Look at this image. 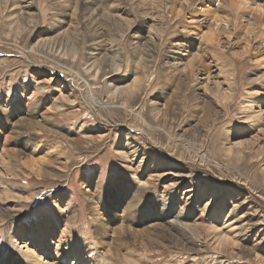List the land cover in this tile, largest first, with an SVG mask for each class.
<instances>
[{
    "label": "rangeland",
    "instance_id": "1",
    "mask_svg": "<svg viewBox=\"0 0 264 264\" xmlns=\"http://www.w3.org/2000/svg\"><path fill=\"white\" fill-rule=\"evenodd\" d=\"M171 1L0 0L1 259L264 264V48Z\"/></svg>",
    "mask_w": 264,
    "mask_h": 264
},
{
    "label": "bare ground",
    "instance_id": "2",
    "mask_svg": "<svg viewBox=\"0 0 264 264\" xmlns=\"http://www.w3.org/2000/svg\"><path fill=\"white\" fill-rule=\"evenodd\" d=\"M83 1H84V5L87 8H90V10L92 9V13L94 15H97L99 17L102 15V14L101 15L99 14V13H102V12H100V9H99L100 8L99 4L101 3L102 0H83ZM161 1H163V0H161ZM245 1H246L245 5L249 4V6L247 8L235 6L236 2L234 0H198L197 5H195V2H193V0H172L171 4H169V5H168V2L165 3L167 6L164 8V11H165V14L167 15V17H169L170 15L172 17L173 16L179 17V16H181L180 14L182 13V11H184L186 14H189L191 17L200 16L202 20L208 19V22L210 21V30L211 31H210V33H207V34H209V36H207V34H206L207 37L205 39H207L208 43H210V44L212 43L214 37H216L214 35H216V33H218L221 28L230 29V27H231V31H235L236 28L237 29L238 28H244L243 30H245V35H247L248 37H252V39L255 41L258 39L259 45L264 48V13L261 14L260 11L257 10L258 8L260 9L261 6L257 5L256 6L257 9L256 8L254 9L253 8L254 6H252L254 4L252 2L249 3L250 0L249 1L245 0ZM157 2L159 3V0H157ZM243 9H245V11L241 12ZM237 12H238V14H236ZM163 20H166V19L163 17ZM160 34H161V31H160ZM185 48L190 49V46H187ZM9 139H11V135H7L5 137L3 136L2 140H0V144L2 145L3 143L8 142ZM2 141H4V142H2ZM2 147L3 148L0 150L1 152H4L5 155L10 154L11 150L6 149L5 144L2 145ZM43 150L44 149H42V151ZM42 157H43V155H42ZM37 158L42 160V161L44 159V158H39V157H37ZM0 160L3 162V159H0ZM38 167H40V166H38ZM8 168H9V165L6 164V169L8 170ZM8 173H9V170H8ZM3 190H4V188H3ZM0 192H2V191H0ZM0 195H1V193H0ZM28 200H30V198ZM28 202H30V201H28ZM29 231L31 232L33 230L30 228ZM53 232H54V230L49 233V237L51 236V234ZM64 235H66V226L63 227V229H61V233L59 232V236H58L57 240H55L54 238L52 239L51 237L47 238L45 236L43 238L44 242L46 243V245H44V248H41L42 246L40 248H37L34 244L32 245V242L28 243L29 245H27V243H24V244L20 243L19 238L21 240V230L18 231L15 234V236H13V238H14L16 246H18L17 247L18 251L20 252V254L22 256H25V258L27 259V263H29V264H45V263L48 264L49 262L46 260V258H44L42 255L38 254V251L46 253L48 250V247L50 248L51 251H59V252H56V256H55V258L58 260H60L59 259L60 256L68 259L71 256V254L74 253L73 261L75 260V258H77V259H80L79 264H96V263H94L97 261V260L95 261V258L93 260H91V259L86 260L85 255L82 253V252H87L88 254L92 253L93 250H91V246H92V244H94L93 242L95 240L93 241V240H91V238H89L88 240L85 239L84 243L86 245H88L89 247H86L85 248L86 250H84L78 246L79 244L77 245V241L75 239H74V241L69 239V238L67 239V237H64ZM53 240H55L54 243H53ZM51 244L54 245V250L52 249ZM97 253H99V252L97 251ZM102 253H101V255H102ZM0 256H1V254H0ZM13 259H16L14 264L24 263L23 261L12 257V254H9V256L7 258H4V259L0 258V264H12ZM66 264H67V262H66ZM69 264H75V263L69 261Z\"/></svg>",
    "mask_w": 264,
    "mask_h": 264
},
{
    "label": "trees",
    "instance_id": "3",
    "mask_svg": "<svg viewBox=\"0 0 264 264\" xmlns=\"http://www.w3.org/2000/svg\"><path fill=\"white\" fill-rule=\"evenodd\" d=\"M23 237H26V236H23Z\"/></svg>",
    "mask_w": 264,
    "mask_h": 264
}]
</instances>
